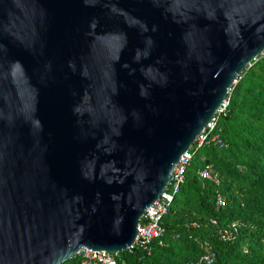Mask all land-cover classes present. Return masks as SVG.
<instances>
[{"label":"water","instance_id":"water-1","mask_svg":"<svg viewBox=\"0 0 264 264\" xmlns=\"http://www.w3.org/2000/svg\"><path fill=\"white\" fill-rule=\"evenodd\" d=\"M263 53L264 0H0V264L124 252Z\"/></svg>","mask_w":264,"mask_h":264},{"label":"trees","instance_id":"trees-1","mask_svg":"<svg viewBox=\"0 0 264 264\" xmlns=\"http://www.w3.org/2000/svg\"><path fill=\"white\" fill-rule=\"evenodd\" d=\"M213 134L226 146L209 142L197 149L162 220L164 236L147 250L122 253L125 262L198 264L213 253L212 264H264L263 55L234 84ZM207 165L218 173L219 186L199 177ZM218 194L222 207L216 205ZM218 230L232 231L233 239L220 241ZM63 264L78 262L73 257Z\"/></svg>","mask_w":264,"mask_h":264},{"label":"built area","instance_id":"built-area-1","mask_svg":"<svg viewBox=\"0 0 264 264\" xmlns=\"http://www.w3.org/2000/svg\"><path fill=\"white\" fill-rule=\"evenodd\" d=\"M230 92L231 90L229 91V95ZM229 95L216 110L214 117L208 123L206 128L198 136L196 142L194 143L196 149L193 150V145L186 153L181 156L170 175V179L164 190V193L156 203L152 204L146 209L143 216L139 219L137 237L133 244L124 252L131 254L134 250H147L154 241H159L162 239L164 236L162 220L168 213L175 195L185 180L186 169L190 165L193 155L197 149L209 142L218 144L222 148L226 146L225 143L222 142L219 134H213V132L216 129V124L219 117L226 113L227 107L229 105ZM199 177L202 180L209 181L215 186H219L221 184L218 173L213 171L212 166L210 165L205 166L199 172ZM216 205L218 207H222L224 205V199L220 194L216 196ZM210 223L213 226L217 225L215 220H210ZM218 237L220 241L226 243L233 239V232L229 230H218ZM124 252L112 253L104 250L94 251L82 247L75 257L78 264H128L122 258L121 254ZM213 261L214 255L213 253H209L208 256L198 264H212Z\"/></svg>","mask_w":264,"mask_h":264},{"label":"rangeland","instance_id":"rangeland-1","mask_svg":"<svg viewBox=\"0 0 264 264\" xmlns=\"http://www.w3.org/2000/svg\"><path fill=\"white\" fill-rule=\"evenodd\" d=\"M264 55V54H263Z\"/></svg>","mask_w":264,"mask_h":264}]
</instances>
